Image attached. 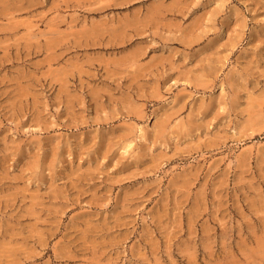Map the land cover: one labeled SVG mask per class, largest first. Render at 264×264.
<instances>
[{
	"label": "rangeland",
	"instance_id": "1",
	"mask_svg": "<svg viewBox=\"0 0 264 264\" xmlns=\"http://www.w3.org/2000/svg\"><path fill=\"white\" fill-rule=\"evenodd\" d=\"M173 1L0 0V264H264V0Z\"/></svg>",
	"mask_w": 264,
	"mask_h": 264
},
{
	"label": "bare ground",
	"instance_id": "2",
	"mask_svg": "<svg viewBox=\"0 0 264 264\" xmlns=\"http://www.w3.org/2000/svg\"><path fill=\"white\" fill-rule=\"evenodd\" d=\"M66 1V0H65ZM259 1V0H258ZM173 2H175L176 3V1L174 0ZM190 3V2H189ZM258 3V2H257ZM260 3V2H259ZM160 4V3H159ZM174 4V3H173ZM191 4H193V3H191ZM263 4V3H262ZM181 4H179V6H180ZM170 6V5H169ZM173 6V5H172ZM155 8H156V5L154 6ZM158 7H159V5H158ZM164 7V6H163ZM181 7V6H180ZM179 7V8H180ZM169 8V7H168ZM167 8V9H168ZM172 8V7H171ZM173 8H174V6H173ZM178 8V7H177ZM153 9V8H152ZM188 9H189V6H188ZM162 9H160V10H158V12L159 11H161ZM169 10V9H168ZM172 10V9H171ZM171 10H169V11H171ZM176 10V9H175ZM151 11V10H150ZM176 11H178V10H176ZM175 11V12H176ZM180 12H181V10H179ZM178 11V12H179ZM183 11V10H182ZM14 12V11H13ZM151 12H153V11H151ZM150 12V13H151ZM154 12H155V9H154ZM160 13V12H159ZM162 13V12H161ZM177 13V12H176ZM152 14V13H151ZM156 14V13H155ZM166 14V13H165ZM164 13H163V16L165 15ZM181 14V13H180ZM211 14H213V13H211ZM215 14V13H214ZM256 14V13H255ZM255 14H254V16H255ZM156 15H158V14H156ZM175 15V14H174ZM182 15V14H181ZM256 17V16H255ZM254 17V18H255ZM211 18V17H210ZM253 18V19H254ZM160 20V19H159ZM257 20H258V18H257ZM162 22V21H161ZM136 30H138V29H136ZM116 32V31H115ZM37 35V34H36ZM38 36V35H37ZM33 37V36H32ZM36 37V36H35ZM29 39H31V38H29ZM135 53V52H134ZM207 53V52H206ZM133 54V53H132ZM131 54V55H132ZM208 54V53H207ZM131 55L129 54V57H125V60H126V58H130L131 57ZM210 56V55H209ZM138 57V55L137 56H133V58H130V60L128 59V60H126V61H129V64H128V66L129 67H133L134 65H135V67H133V69L134 70H132L130 73H131V75H132V77L133 78H135L136 76H138L139 74H141V72H145V71H147V69L149 68V66H145V67H143V65L142 64H140L139 62H138V59L139 58H137ZM213 57V56H212ZM163 58V57H162ZM214 58H216V57H214ZM218 60V59H217ZM125 61V62H126ZM215 63V65H216V62H214ZM218 63V62H217ZM203 64V63H202ZM206 64V63H205ZM205 64H203L204 66H208V65H205ZM195 65V64H194ZM199 65V64H198ZM197 65V66H198ZM115 67H119L118 66V64H116L115 63ZM199 67V66H198ZM216 67V66H215ZM205 68V67H204ZM210 68H211V65H210ZM195 69H196V67H195ZM194 69V70H195ZM189 70V69H188ZM215 70V69H214ZM209 71H212V69H209ZM195 72V71H194ZM208 72V71H207ZM164 73V72H163ZM149 75H151L152 73H148ZM100 77L103 75V72L100 74H98ZM199 76V75H198ZM111 82L110 83H112V82H114L115 80L113 79V78H108ZM130 81V80H129ZM164 81V80H163ZM162 81V82H163ZM128 86L131 88V87H134V85H133V81H130V83L128 84ZM128 88V87H127ZM62 90V89H61ZM63 91V90H62ZM138 95H140V94H138ZM129 97H131V96H129ZM94 98V97H93ZM114 98V97H113ZM209 108H210V105H206V106H204L203 105V110H202V113H206V112H211L210 110H209ZM133 113V112H132ZM199 113V112H198ZM128 114H129V116H131L132 117V115L130 114V110H128ZM141 114H142V112H141ZM106 119V118H105ZM166 128H167V125H166V123H165V121L163 122V124H162V126H161V128H160V130L159 131H162V132H164L165 130H166ZM133 134V131L131 130V129H128V131L125 133V138H128L126 141H129V140H131V138H129L131 135ZM160 136V132L158 133V137ZM126 144V146H130V144L131 143H125ZM113 148H114V145H109V147H108V152H114V151H112L113 150Z\"/></svg>",
	"mask_w": 264,
	"mask_h": 264
}]
</instances>
